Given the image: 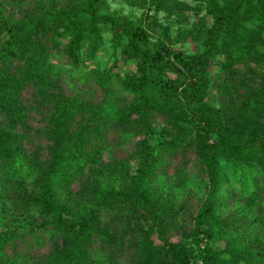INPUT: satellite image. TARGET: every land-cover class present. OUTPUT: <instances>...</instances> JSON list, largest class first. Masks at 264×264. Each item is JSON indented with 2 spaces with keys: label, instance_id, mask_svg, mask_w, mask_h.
Masks as SVG:
<instances>
[{
  "label": "trees",
  "instance_id": "trees-1",
  "mask_svg": "<svg viewBox=\"0 0 264 264\" xmlns=\"http://www.w3.org/2000/svg\"><path fill=\"white\" fill-rule=\"evenodd\" d=\"M197 1L0 0V264H264V0Z\"/></svg>",
  "mask_w": 264,
  "mask_h": 264
},
{
  "label": "rangeland",
  "instance_id": "rangeland-1",
  "mask_svg": "<svg viewBox=\"0 0 264 264\" xmlns=\"http://www.w3.org/2000/svg\"><path fill=\"white\" fill-rule=\"evenodd\" d=\"M185 8L184 15H186L189 19L188 23H181V24H175L173 21V18L170 21H167L163 18V14L160 15V23L163 26H168L171 31V38H174L178 32L186 31L191 28V23L197 22L198 19L202 18L206 14L204 9H200V2L197 0H180ZM109 11L118 13L121 16H129L131 9L127 7L122 2H109ZM199 10V13L196 14V12ZM136 16H139L140 13L136 12L134 13ZM153 15V13H151ZM150 15V16H151ZM208 16V15H207ZM207 25L210 26L212 21L209 17H206ZM104 47L106 49H102L100 52L97 53L96 59L93 60V65H106L109 62L112 61L111 57V49H110V35L108 33L104 34ZM172 48L175 51L183 52L185 54H193L196 51H198L201 48V41H182L180 43H177L172 46ZM53 63L56 65L57 68H60L62 70H66L68 68V63L61 59V57H55L53 59ZM91 65V66H93ZM218 64L215 65L212 73L213 77L211 79V91L208 98V103L212 107L219 106L220 104H225L227 102L226 98L223 97V95L220 94V88H219V77H220V71H218ZM191 193H198V187H195L194 184L191 186Z\"/></svg>",
  "mask_w": 264,
  "mask_h": 264
}]
</instances>
